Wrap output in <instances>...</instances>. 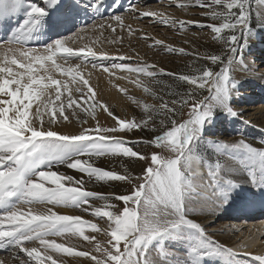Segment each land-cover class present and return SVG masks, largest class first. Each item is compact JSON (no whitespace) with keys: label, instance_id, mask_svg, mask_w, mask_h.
<instances>
[{"label":"snow or ice","instance_id":"6c2138e0","mask_svg":"<svg viewBox=\"0 0 264 264\" xmlns=\"http://www.w3.org/2000/svg\"><path fill=\"white\" fill-rule=\"evenodd\" d=\"M141 2L146 4L112 0L105 8L106 0H0V31L7 33L0 40V250L15 248L17 259L23 253L19 264H72L79 258L91 264H242L238 249L252 243L242 241L237 249L221 244L200 216L225 209L245 184L264 190V146L243 137L202 141L221 114L243 121L233 97L241 86L238 69L255 71L243 52L256 29L264 28V0L255 6L253 0H157L158 8L138 7ZM173 5L203 9L199 15L212 22L178 19L167 12ZM121 9L182 31L207 28L216 47L201 52L166 44L126 25L114 15ZM21 11L24 18L14 25ZM89 11L94 17L107 14L120 33L128 29V37L141 33V39L152 41L149 47L191 57L188 71H168L138 53L110 56L77 44L85 30L73 29L81 13ZM96 27L117 32L112 23ZM47 33L56 38L38 42ZM108 42L122 44L124 36ZM89 66L91 71H85ZM97 69L142 88L153 102L116 84L141 115L116 114L90 84ZM117 70L125 75L117 76ZM259 78L264 79V71ZM102 114L111 126L100 121ZM134 132L152 135L126 138ZM103 157L120 158V170L115 164L97 166ZM89 184L126 185L127 191L104 193L89 190ZM100 201L115 203L98 206ZM61 208L106 218L107 227ZM85 226L93 234H85ZM57 237L82 238L92 247L79 250ZM255 259L264 264V253Z\"/></svg>","mask_w":264,"mask_h":264},{"label":"rangeland","instance_id":"374dc122","mask_svg":"<svg viewBox=\"0 0 264 264\" xmlns=\"http://www.w3.org/2000/svg\"><path fill=\"white\" fill-rule=\"evenodd\" d=\"M35 2H37V0H35ZM121 2H122V4L124 3L127 5L128 0H121ZM178 2H182V0H178ZM256 2H257V0H253L254 6L256 5ZM165 4H167V0H165ZM138 6L139 7H151V8H156V7L158 8L159 7L157 0H146V4L144 2H141ZM201 11H203V9H200V8H191V9H188L187 11H184V10L177 8L175 5H173L172 7L167 9L168 13H170L171 15L175 16L178 19L200 20V21L209 22V23L212 22V21L206 20L204 17L200 16L199 13ZM125 12L126 11H123L122 14ZM136 20H137L138 25H136L133 28L142 29L144 33H147L148 35L153 36L157 39L164 40V42L166 44L170 43L176 47H185L189 51H191V49L194 47V48L199 49V51H201V52H203L205 49L212 50V48L216 47L215 42L211 40L210 30L207 28H201L198 26H192V27L186 26L185 30L182 31L179 28L164 27L163 25H161L159 23H155L154 21L147 19V18H145V19H138L137 18ZM114 35H117V34H114ZM140 36H141V33H135L133 35V37H128L126 34L124 36V42L122 44L121 43H115L114 45L110 44L111 47H116L117 50H119L118 55L114 54L113 56L117 55L120 57H123V56L135 57L136 53H138L139 57L143 58L144 60H147L148 63L157 64L160 67H164L168 71H176L178 73H183V72L188 71L187 65H188L189 60H191V57L181 56L179 54H168V53H165L162 49H159L156 47H149V45L152 44V41L151 40L146 41L144 39H141ZM185 40L189 41V43L185 44L184 43ZM133 49L135 51H133ZM243 56H244V59L248 62V65L250 68H254L255 71L264 69V64L261 66V63H263V61H264V28H257L256 29L254 37L252 38L248 47L246 49H244ZM117 62H120V61H117ZM118 72H117L118 74L116 73L117 76H120L123 74L125 75V73L122 71L118 70ZM163 79L168 80L169 83L173 82L168 77H163ZM247 81H249V80H247ZM112 82H113L112 84L114 85V86L112 85L113 88H116L115 87L116 84L127 85L129 95H134L137 98L146 99L149 103L153 102L151 100V97L145 96L142 88H135L133 85L127 84L126 81L117 80L115 78H114V81H112ZM123 96L125 97V103L122 105H119V104L112 102L111 100H108V99H104V102L112 105L114 107L116 114L124 115V113L127 112L129 114H135L136 116L141 115L140 109H138L135 106V104H133L130 100H128V98L124 94H123ZM243 99H245V96L242 94V90H240L239 94L234 96V100H233L234 106H236V105L239 106L240 110L244 109L245 103L243 102ZM126 102H127V104H126ZM225 117H227V116H225L223 114L220 115L219 119L214 123V126H211L210 131H208L205 134L204 141H202V143H207V141L213 140V139H218V140H221L224 142L237 141L234 139L232 140L230 137L224 136L221 133L222 131L220 132L216 129L215 130L213 129V128L217 127L216 123ZM104 126H107V124H104ZM108 126H110V125H108ZM151 135H152V133H148V132H143V133L134 132V133L127 134L126 138L127 139H133V140L134 139H140V138L148 139L151 137ZM251 141L257 147L263 146L258 141H255L254 138H251ZM138 147L143 149L145 146L143 144H140V145H138ZM151 150L152 149H149V151H151ZM124 163L127 164V163H129V161L126 158H124ZM113 164H115L117 170L119 171L120 170V168H119L120 158H117L114 161L110 157H103L99 161H97V166L105 167L108 169H111ZM131 167L136 168L137 171H139V165H137V163L135 161H131ZM61 170L63 171V169H61ZM69 171L71 172V170H69ZM71 174H75V173H71ZM87 187L89 188V190L94 189V190L102 191L104 193H109V192H113V191H127L126 185L120 186V185L113 184L112 186H109V185H104V184H89ZM239 189H240V192L242 194L237 196V194H238V192H237V194H235L234 196H237L238 198L244 199L246 196H244V198H243L242 195L247 193V191L245 190L244 187H241ZM255 190H256L257 194L262 193V195L264 197V190H261V191H259L258 189H255ZM246 201L251 202L250 200H246ZM261 202L264 203V198L261 199ZM105 203H115V201H111V202L100 201V202H98V206L103 205ZM233 204H234V202L232 203V201H231V203L227 207H230ZM118 206L122 207L123 205L121 204ZM244 209H246V208H244ZM57 210L64 213L62 211V208L57 209ZM69 210H70L69 212L64 213V214L81 215L83 217V219L91 220L92 222L97 223L102 228L107 227V224L105 223L106 218H105V220H100L99 218H96V217H94L88 213H81L79 209H69ZM248 211H250V210H248ZM241 216L242 215H240V214H239V216H225L223 218L224 223H222L221 225H220V223H214V225L217 224V227L223 226L220 228L232 227V229L234 231H237L238 233H241V231L244 233L246 231V230L240 231V229L244 225H246V223H248V222L255 223L254 225H257L258 228L261 227L260 223H257V222H260V220L256 219V221H248V220H245L244 218H242L243 216L242 217ZM262 216L264 218V215H262ZM258 228H257V230H258ZM85 230H86L85 234H87V235L93 234L91 232V229L89 226H85ZM222 230H219L220 234H223ZM208 231L210 233H213V231H211L210 228H208ZM215 232H216V230H215ZM243 233H242V235H243ZM56 239L58 242H64V240H69L71 242V244L79 245L80 246L79 250H84L85 247H88V248L92 247L91 245L86 244V242H83L82 238H77V237L60 238V237H57ZM97 239L103 240V239H105V237L103 235L97 234ZM262 240L264 241V232H263ZM221 244H223V243H221ZM223 245H225V244H223ZM27 246L30 247L33 245H27ZM0 254L2 255L3 261H6L7 263H11V264H19V260L24 259L23 253L19 254L18 259L14 258L17 255V250L15 248H12V249L7 250V251H2V252H0ZM93 254H95V253H93ZM246 263H247V259H243L242 264H246ZM72 264H91V262L88 259L79 258L77 260L72 261Z\"/></svg>","mask_w":264,"mask_h":264},{"label":"bare ground","instance_id":"6f19581e","mask_svg":"<svg viewBox=\"0 0 264 264\" xmlns=\"http://www.w3.org/2000/svg\"><path fill=\"white\" fill-rule=\"evenodd\" d=\"M27 2L32 3L35 2V0H27ZM111 3H112L111 0H106L105 8H107V6ZM124 5L127 6L126 4ZM109 11H111V9H109ZM123 11L124 10L121 9L115 12L114 15L122 16L124 18V23L126 25H132V27L138 25L136 20L137 18H135L131 13L128 12L122 14ZM23 18H24V14L23 11H21V13L18 16L13 17L12 22L15 25L17 21L22 22ZM100 23H104V24L112 23L114 26L117 27V32L113 33L111 32L110 29H98L96 25ZM77 29L85 30L81 33V35L84 36V39L83 40L77 39V44H87L88 46L93 47L94 50L97 49L103 50L110 56H113L114 54L118 55L119 50H117L116 47H111L110 44L112 45L114 44L109 43L108 41L111 40L113 36H115L114 34L125 36L128 31V29L125 28L124 32L120 33L118 26L115 25V21L111 20V18L107 14H105L103 17L100 16L94 17L90 13V11L89 13H81L79 17V22L77 23L76 28H74L73 31H76ZM64 34L68 35L70 33H64ZM6 35L7 33H5L4 31H0V40L5 39ZM49 37H51L52 39L56 38V36L53 35L52 33H47L38 42L41 43L46 42ZM96 37H99V39L97 40ZM69 46H73V45L70 44ZM245 62L248 64L246 60ZM263 64L264 61L263 63H261V66ZM85 71H91L90 66ZM260 71H264V69L258 71H244L238 69L239 79L241 81L240 90H242V94L245 96V99H243V102L245 103V108L240 110L239 106L236 105L234 107L236 108V110L243 112L244 122L231 117H225L222 120L218 121L216 123L217 127L213 129L214 130L216 129L220 132L222 131L221 133L224 136L230 137L232 140L233 139L239 140L241 137H243L246 141L252 143L251 138H254L255 141H258L260 144L264 146V79L259 78ZM55 75L56 78L69 79L61 76L59 73H55ZM112 81H114L113 77L110 78L108 74L103 73L100 69H97L96 72L92 74V79L90 80V84L94 87V89L97 90V98L103 101L104 99H108L111 100L112 102L122 105L125 103V97L123 96L122 93L118 91V89L113 88L114 85L112 84L113 83ZM69 86L74 87V85L72 84H70ZM99 119L103 124H107V126L108 125L111 126L112 124V120L108 118L106 114L100 115ZM253 145L256 146L254 143ZM242 187H244L245 190L247 191V193L242 195L243 198L244 196H246L244 199L237 197L238 195L242 194L240 192V189H237L238 194L237 192L233 194V195L237 194V196H234V199L232 200V203L234 202V204L232 206L226 207L225 209L216 212L214 215H201L200 222H202L204 225L207 226V228H210L211 231H213V233L215 234L214 235L215 239L219 240L221 243L225 244L228 247H233L234 249H237V246L240 242L245 240L252 241L251 245L246 249L245 248L238 249L241 253L238 259H240L241 261H243V259H247L246 264H259V262L256 261L255 257L261 253H264V241L262 240L263 232H264V218L262 215H260L259 213H253L247 215L246 220L248 221H256V219L260 220V222L257 223H260L261 227L258 228L257 225H254L255 223L248 222L240 229V231L246 230L244 233L242 231L241 233H238L237 231H234L232 227L220 228L223 226L217 227V224L214 225V223H220V225L224 223L223 218L225 216H239V214H235L237 211L239 210H242L244 212L248 210L252 211L253 209H255L254 207L257 206L258 203L259 204L261 203V199H263L264 197L262 194L259 195L257 194L255 190L256 188H253L251 185H247V184L243 185ZM246 200H250L251 202L248 203V201ZM244 208H246L245 209L246 211L244 210ZM62 211L64 213H67L70 210L62 209ZM219 230H222L223 234H220ZM2 251L4 250H0V252ZM0 260H2L1 254H0ZM7 264H11V263H7Z\"/></svg>","mask_w":264,"mask_h":264}]
</instances>
